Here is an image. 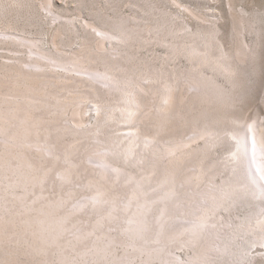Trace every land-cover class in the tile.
I'll return each mask as SVG.
<instances>
[{"label":"rangeland","instance_id":"374dc122","mask_svg":"<svg viewBox=\"0 0 264 264\" xmlns=\"http://www.w3.org/2000/svg\"><path fill=\"white\" fill-rule=\"evenodd\" d=\"M39 4L40 0H0V30H7L37 38L40 46H43L54 56L56 55V57L61 58L72 55L74 51L79 52L81 49L82 53H88V50L83 51V43L94 34L89 33L90 29L86 27L85 21H92L107 28H114V25L118 24V22L122 23L126 30L129 29L127 31L129 35L127 40L129 41L126 40L125 42L121 40V43L119 41L116 44L108 45V47H114L120 52L118 60L124 66V71L122 70L121 73L135 79L138 74H142L143 76H140L141 78L137 76L141 80L144 74L147 73V70H149L146 67L147 65H155L157 67L163 65L171 69L190 67L193 61L186 51L189 46L196 43L201 45L208 43L212 45L211 54H217L221 48L231 55L230 58L226 57V60L236 61L235 50L238 41L235 30V19L237 16L249 18V25L244 29L246 35L245 46L248 47L249 51L255 50L256 55L253 54L252 57H249L248 63L244 65L246 66L244 68L246 70L243 69L244 72H240L241 75L239 74L241 76L240 78L245 81L244 86L235 88L226 103L216 102L206 106L205 102H200V104L199 102L196 104V102L192 106L187 103L176 106V109L174 108L175 113L173 112L174 114L172 113L173 115H170V123L172 122L173 124L171 123L170 128L161 133L152 145L148 146V144L145 145L143 143V135L152 133L157 125L160 113H156L155 108L147 110L143 107V110L138 111L136 117L128 122L124 111L126 110V102L129 100H122L121 97L123 96H120L122 94L118 91L106 93L103 90V92L96 94L93 92H91L92 94H86L85 91H93L91 84H88V82H79L77 79H73L72 81L60 83H41L40 88L43 91L45 89V91L40 97L49 100L50 103L35 110L37 114H41L44 117V121L38 125V131H36L39 138L53 142L57 150L59 149V154L73 150L75 153L72 152L69 157L74 161L75 159L76 161H80L84 154L93 148V141H99L100 138L105 140L108 138L107 140H114L116 142L121 141L119 147L123 148L131 139L127 134L139 132L140 134L137 137L139 144L136 147V154L134 153L129 158L127 157L126 161L122 159L125 155L124 152L117 155V158H119L117 159L118 163L124 166L127 171H132L137 175L151 174L150 171L155 160L154 157L159 155L161 159L158 164V170L154 171L155 174H151L156 177V175L162 173L163 166H168L171 163L172 155L183 156L184 158L180 161L177 171L179 177L201 168L205 171L204 179L200 182L201 184L195 186V184L192 185L190 183L186 187L190 191L199 189L212 180L220 184L231 174L230 167L234 163V160L228 156L233 149L235 140L229 138L228 131L241 125L239 119L243 120L246 118L251 120L258 118L264 121V0H232L231 2L230 0H53L52 10L54 9V12L52 13L42 8ZM53 13L60 15L61 19H52ZM63 21L64 23L60 24ZM60 27L64 28V33L61 32V35L58 37L59 43L56 45L54 43V33ZM95 34L100 35L99 33ZM0 38V70L2 68L3 71L7 70L8 68L5 69V65L11 62V64H16V60L19 62L17 58H26L31 55L30 49L27 46L25 47L19 43L8 41L9 38H6L7 43L1 34ZM105 59L99 58L95 63L101 64ZM53 68L62 73L72 74L66 72L61 67ZM250 69L251 71H248ZM2 70L0 73L3 72ZM205 72L208 75L216 77L229 90L231 89V83L224 73L222 74L216 70H212L210 67H206ZM46 73V77H50L47 75L59 77L55 73ZM8 74L10 75L11 73ZM8 74L3 76V80L1 79L2 81H0L2 82L0 83V102L4 97L15 99V93L18 94L20 91L15 89L14 82H12L15 79L13 77L15 75L8 76ZM142 82L158 85L161 83V80L157 81L151 78H144ZM21 92L20 95L22 94ZM85 95L86 97L83 98ZM16 98L24 99L20 96H16ZM4 105L6 104L4 103ZM205 108L208 109L204 113L202 110ZM197 114L200 115L199 118L190 119L197 116ZM77 117L82 118L84 121L80 128L76 126V121L74 120ZM204 125L211 128L214 134L198 137L192 140L189 145L181 146L183 145L182 141L196 136ZM14 127H11V129ZM32 136L34 135L32 134ZM95 137H99V139ZM211 138H215L214 143L212 146H209L210 149L208 147V151L204 154L205 157H203V152L200 149L206 146L208 140ZM179 142L181 143L179 144L180 147L178 148L176 146L175 153H168L167 148L175 146ZM2 144V138H0V218L16 219L15 225L7 223L6 229H9V227H11L9 230L14 229L15 231L17 229L15 232L18 233V229L22 226V218L26 215L25 207L29 204L31 206L33 205V208L29 212L33 211L31 213H35L38 208L48 205L53 198L56 199L57 197L60 200L68 196V190L69 192L74 191L77 195L79 192H91V189L93 190L92 187H88L85 183L88 178L91 179L90 177H92V174L90 175V171L88 170L89 168L82 170V168L80 169V165L78 168L81 170H78L80 173L77 176L75 175L74 179L72 177L71 180L64 183L58 177V179H54L53 176L55 173H53V170L55 171V168H60L62 165H67L69 162L68 158L64 157L66 159L64 160L61 158L63 155L57 161H53L50 157L44 158L37 151V147H32V144H30L31 146L28 145L29 143H27V146L31 147L29 149H27L26 145L22 146L23 144H19L20 146L14 144L10 148ZM191 147L200 149L196 153L188 154L187 151ZM8 149L11 150V153L5 155ZM22 150L28 152L29 156L37 163L36 168H31L32 170L28 169L29 177L32 179H36L44 169L53 167L48 178L40 183L41 185L35 180H31L27 185L22 183L24 174L21 171L22 169L25 170V166L21 162V156L18 155ZM137 156L139 157L137 158ZM226 159H229L230 167H226L224 164ZM213 162H217V164L215 163L211 167ZM20 163L22 164L19 165ZM3 164H8L9 166H4ZM199 164H202L201 168H199ZM128 187L129 184L127 183L124 186L120 183L119 185L116 184V187L110 190V194L114 195L113 193H115V196L118 197V193L121 192L120 190L127 189ZM40 192L42 194L44 192L43 196L46 198L39 197ZM19 194L23 200L20 199ZM35 197L39 199H35ZM72 198L66 199L67 203L62 204L64 205H61L62 208L59 207L58 213L65 210L69 202L73 200ZM107 203L108 201L105 202L103 207H106L105 205ZM254 208V203H250L246 198H242L233 204L229 203L228 207L219 208L213 217L218 218L220 216V220L225 223L231 221L232 224L227 226L229 229L225 230L230 232L241 224H244L242 227L246 226V223H241V219L253 211ZM81 215L85 218L89 217L86 219L85 226H89L90 223L92 224L97 221V218H100V213L95 208H87L77 213L75 216L79 217L80 222L85 219ZM261 216L260 214L252 217L249 230L247 232H241L237 236V240L234 241L236 244L233 245V254L230 256L226 254L219 256L212 263L264 264V246L262 245L264 241L260 239V235L264 232V226L261 223H257L262 219ZM106 222L113 224L114 220H110V223L109 221ZM106 222L101 228L95 229L93 234L95 236L94 239L92 238L93 236H90L91 238L88 237L87 241L86 238L82 242L77 241L75 245L67 247L69 252L67 251L68 255L66 256H69V264H164L159 258L147 259L146 253H140L132 257L129 261H124V254L133 250L131 247H125V245L120 243L114 244L115 247L113 250V244H109L107 246L109 248L107 255L102 259L95 258L94 253H89L88 257L87 255L86 257L85 255H80L83 248L92 244V240L95 243H99V241L100 243H107L108 237L104 234L102 235L108 225ZM117 230V228H113L112 231L116 232ZM16 233L9 235L6 239H0V246H2V248L0 247V264H3L2 259L4 257L14 255L12 253H15L16 258L13 264L62 263L60 255L63 254L62 251L64 250L60 251L59 248L61 249V246L57 243H55L57 246L53 244L49 246L52 250H55L48 249L49 251L45 253H38L32 251L33 247L30 245L31 238H17L18 235ZM64 237L65 235L61 238L64 239ZM175 243L172 242V244ZM13 250L14 252H11ZM196 250L197 248L184 247L182 249V253L184 254L182 264H188L190 257L196 253ZM249 251H253L251 253L253 255L252 257L247 254Z\"/></svg>","mask_w":264,"mask_h":264},{"label":"bare ground","instance_id":"6f19581e","mask_svg":"<svg viewBox=\"0 0 264 264\" xmlns=\"http://www.w3.org/2000/svg\"><path fill=\"white\" fill-rule=\"evenodd\" d=\"M231 1L232 0H230V2ZM39 5L51 13L54 12V9L52 10L53 0H40ZM52 15V19L54 20L60 18V15H56L55 13ZM85 22L86 27L90 29L89 33L94 34L83 43V51L88 50V53H82L81 49L79 52L74 51L70 56H60L61 58L56 57V55L54 56L43 46H40L37 38L7 30H0V34L4 36L5 41L7 40L6 38H9L8 41L19 43L25 47L27 46L31 53V55L26 58H17L19 62L16 60V64H11L12 62L8 65L3 64L6 67L5 69L8 68L7 70L3 71V68L1 69L3 72L0 73V81H2V77L8 73H11L10 75L14 74L15 76L12 75L15 77V79H13L14 81H12L14 82L13 85L17 91L20 90L19 93L17 92L18 94L15 93V95L24 98L19 99L14 95L15 99L4 97L0 102V138H2V145H6V147L10 148L14 144H23L22 146H27V143H29L28 145L32 144V147H37V151L42 157H50L53 161H57V159L63 155L61 158H68L69 162H66L67 165H62L60 168H55V171L53 170V173H55L53 176L54 179L58 177L59 180L65 183L71 180L72 177V179H74V176L80 173L78 170L81 168L82 170L84 168H89L88 170L90 171V175L92 174V177H90L91 179L88 178L85 183L88 187L93 188L91 192H79L78 195L77 193L75 194L74 191L69 192L68 190V196L60 200H58L57 197V200L53 198L50 203L47 202L48 205L45 207L40 204L42 207L38 208L35 213H31L33 211L29 212L30 209L33 208V205L31 206L29 204L25 207L28 210L25 209L26 215L23 216L21 214L23 216L21 222L22 226L18 229V233L21 229L22 230L19 234L15 232L17 229L15 231L14 229L9 230L11 228L9 226V229H6L7 223H15V218H0V239H6L9 235L15 233L18 235L17 238H31L30 245L33 247H31L33 249L32 251L38 253L49 251L48 249H51L49 246L57 243L61 246L59 250H64L62 251L63 254L60 255L62 262L60 263L69 264V256H66L69 252L68 246H73L75 242H82L86 238L87 241L90 236H93L92 238L94 239L95 236L93 234L95 229L101 228L106 221L110 223V220H114L113 224H108L106 222L108 224L107 228L104 229L103 233L101 232L102 235L104 234L108 237L107 243H100V241L99 243H95L92 240V244L83 248L80 255H85V257L87 255L88 257L89 253H94L95 258L102 259L107 255L109 250L107 246L109 244H113V250L115 245L120 243L125 245V247H131L133 250L124 254V261H129L132 257L140 253H146L147 259L159 258L164 264H182L184 260L182 249H184V247L197 248L196 253L190 257L188 264H213L212 262L219 256H224L225 254L230 256L234 251L233 245L236 244L234 241L237 240V236L241 232H247L249 230L252 217L261 214L262 219L257 223H261L264 226V121L258 118L251 120L246 118L243 120L239 119L241 125L228 131L229 138L235 140L232 147L233 149L228 156L229 158L232 157L234 163L231 166L229 159L224 161L226 167L231 166V174L220 184L212 180L203 187L190 191L186 189L190 183L197 186L201 184V180L204 179L205 171L201 168L202 164H199L200 166L198 165L201 169L179 177L177 171L180 161L184 157L172 155L171 163L168 166H163L164 169L162 173L154 177L151 174L158 170V164L161 159L159 155H154L156 158L154 157L155 160L152 165V170L150 171L151 174L137 175L132 171H127L124 166L118 163L117 159L119 158H117V155L124 152L125 155L122 154L124 155L122 158L124 161L127 160V157L129 158V156L134 155L137 149L136 147L139 144L137 140L140 134L139 132L127 134L131 139L123 148L119 147L121 141L116 142L114 140H107L108 138L105 140L95 137L98 138L99 141H93V148L85 153L83 157L81 156V162L78 160L76 161V159L74 161L69 157L72 152H74L73 150L59 154V149L57 150L53 142L39 138L36 131H38V125L44 121V117L41 114H37L35 110L50 103L49 100L40 97L45 91L43 88L44 86L42 87L44 91L40 88L41 83H60L72 81L73 79H77L79 82H88V84H91L93 91H85L86 94H90L91 92L96 94L98 92H103V90L106 93L118 91L122 94L120 96H123L121 97L122 100H129L127 101L128 103L126 102V110L124 111L128 122L132 121L134 117H136L137 112L141 111L143 107L147 110L155 108L156 110H154L156 113H160V119L158 118L157 125L152 133L143 135V143L145 145L148 144V146L152 145L154 140H156L161 133L168 130L170 128L169 126L173 124L172 122V124L170 123V115L175 113L176 106L186 103L192 106L196 102V104H198V102L199 104L200 102H205L206 106L216 102L226 103L235 88L244 86L245 81L240 78L241 76H239V74L241 75L240 72H244L243 69L246 67L244 65L248 63L249 57H252L253 54L256 55L255 50L249 51L248 47L245 46L246 35L244 29L249 25V18L237 16L235 19V30L238 41L235 50L236 61L226 60V57L230 58L231 55L221 48L217 54H211L212 45L208 43H204V45L196 43L189 46L186 51L193 61L190 67L171 69L163 65L157 67L155 65L151 66L146 64L149 70L144 74L142 80L138 79L140 76H143L142 74H138L137 76L139 77L136 76L135 79L121 73L124 66L121 65L119 62L120 60H118L120 52L114 47H108V45L116 44L119 41L121 43V40L126 42L129 36L127 33L129 29L126 30L124 25L119 22L114 25V28L100 26V24L98 25L92 21ZM62 23H64V21L60 22V24ZM73 24L75 25L74 22ZM63 29V27H60L56 29L54 33V43L56 45L59 43L58 37L61 35V32H63ZM92 30L95 31L92 32ZM95 33H99L100 35L98 36ZM14 58L16 59V57ZM99 58L106 59L101 64H96L95 62ZM53 67H61L66 72L72 74L62 73ZM206 67H210L212 70H216L222 74L224 73L231 83V89L229 90L226 88L216 77L208 75L205 72ZM248 71H251V69ZM46 72H51L50 74L55 73L59 77H51V75H47L50 77H46ZM10 75L8 74V76ZM144 78H151L157 81L161 80V83H156L158 85L144 83L142 82ZM178 88H180V90L177 91ZM20 92L22 93L21 95ZM84 97H86V95L83 96V98ZM4 103L6 105H4ZM207 109L208 108L203 109L202 112H206ZM199 114L190 119L199 118ZM74 120L76 121V126H79V128L82 127L84 123L82 118L77 117V119ZM13 124L14 126L16 124V126L14 127ZM11 127L14 128L11 129ZM32 134L34 136H32ZM213 134V130L204 125L196 136L182 141L183 145L181 146L184 147L189 145L192 140L198 137ZM214 139L215 138L209 139L206 146L202 149L199 148L203 152V157H205L204 154L208 151V147L212 146L214 143ZM179 144L181 143H176L175 146L167 148L168 153H175L177 147H180ZM29 147L27 146V149H29ZM199 149L191 147L187 153H196ZM10 151L11 150L8 149L5 155L11 153ZM18 155L21 156V162L25 166V170L22 169L21 171L24 174V177L21 175L23 177L22 183L27 185L31 180H35L40 184L48 178L53 167L44 169L41 174L37 176V180L32 179L29 177L30 174L28 169L36 168L37 163L25 150L20 151ZM138 157L139 156H137V158ZM137 158L136 160H138ZM215 163L217 164V162ZM215 163L213 162L211 167H213ZM3 165L9 166L8 164ZM80 165L81 167L78 169ZM17 172L20 174L18 170ZM119 183L122 186L126 183L129 184L127 189H119L121 191L120 193H122V195L118 193V197L120 198L115 196V193H113L114 195L110 194V190L116 187V184L119 185ZM111 186L113 187L110 188ZM75 191L77 190L75 189ZM43 194L40 192L39 197L46 198ZM18 196L21 197L20 194ZM33 197L31 198L33 199ZM70 197H73V200L71 199L72 201L69 202L65 210L58 213L59 207L62 208V206H64L62 204H66V199L68 200ZM242 198H246L250 203H254L255 205L254 210L241 219V223H246V226L242 227L244 224H241L235 227L236 230L234 228L233 230L231 229L232 231L230 232L225 231L229 229L227 226H230L232 222L229 221L225 223L220 220V216H218V218H214L213 216L216 215L219 208L228 207L229 203L233 204ZM20 199H22V197ZM35 199L39 198L35 197ZM107 201L108 205L106 204V207H103ZM87 208H95V210H98V213H100V218H97L96 222L90 223L89 226H85L86 219L89 217L85 218L81 215V217L85 219L80 222L79 217L75 216L77 213ZM15 212L17 213L16 210ZM113 228H117L118 230L113 232ZM101 233L99 234L101 235ZM64 235L65 237L62 239L61 237ZM260 239L264 241V232L260 235ZM172 242L176 243L172 244ZM262 245L264 246V243ZM0 247L2 248V246ZM11 252H14V250ZM252 252L249 251L247 254L250 256ZM12 254L14 255L4 257L2 263L13 264L16 258L15 253ZM252 256L253 255H251V257Z\"/></svg>","mask_w":264,"mask_h":264}]
</instances>
